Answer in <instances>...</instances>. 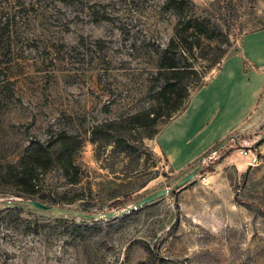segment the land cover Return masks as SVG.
I'll list each match as a JSON object with an SVG mask.
<instances>
[{
  "label": "rangeland",
  "instance_id": "374dc122",
  "mask_svg": "<svg viewBox=\"0 0 264 264\" xmlns=\"http://www.w3.org/2000/svg\"><path fill=\"white\" fill-rule=\"evenodd\" d=\"M192 1L229 29L232 47L245 32L264 27V0ZM162 4L0 0V162L18 160L31 139L47 141L64 130L81 142L79 181L69 183L53 170L35 196L87 213H117L86 220L0 209V264H264V97L255 126L232 134L245 138L242 144L256 159L238 175L226 170L234 205L224 201L210 216L192 209L195 197L205 201L203 179L222 147L204 154L203 168L181 187L121 213L171 188L201 162L174 171L154 149L155 136L140 144L138 132L125 133L136 151L124 153L91 134L97 124L152 105L154 48L166 45L175 24ZM12 190L0 186V199L15 197Z\"/></svg>",
  "mask_w": 264,
  "mask_h": 264
},
{
  "label": "trees",
  "instance_id": "16d2710c",
  "mask_svg": "<svg viewBox=\"0 0 264 264\" xmlns=\"http://www.w3.org/2000/svg\"><path fill=\"white\" fill-rule=\"evenodd\" d=\"M162 9L171 12L175 24L166 45L154 48L155 70L148 94L152 105L92 128L93 137H102L120 152L136 151L125 133L138 132L137 139L142 144L143 138H153L159 132L160 123L180 114L192 92L204 85L207 74L233 48L229 29L209 14L198 12L192 0H163ZM104 19L109 18L104 16ZM80 145L77 136L64 130L47 141L31 139L18 160L0 162V186L12 187L9 193L15 197L44 202L35 195L49 172L59 170L67 182L79 181L82 168L76 156Z\"/></svg>",
  "mask_w": 264,
  "mask_h": 264
},
{
  "label": "crops",
  "instance_id": "0c3cea01",
  "mask_svg": "<svg viewBox=\"0 0 264 264\" xmlns=\"http://www.w3.org/2000/svg\"><path fill=\"white\" fill-rule=\"evenodd\" d=\"M263 95L264 27L242 34L219 67L208 73L204 85L192 93L186 108L155 135L154 149L174 171L182 170L226 137L251 130L259 119L256 113ZM184 113L186 116L179 118ZM236 139L240 145L228 140L213 170L204 177L203 186L207 187L201 195L205 201L200 196L193 199L192 209L199 215H215L224 201L234 205L226 170L231 168L238 175L256 160L251 149L242 144L245 138Z\"/></svg>",
  "mask_w": 264,
  "mask_h": 264
},
{
  "label": "water",
  "instance_id": "95a60500",
  "mask_svg": "<svg viewBox=\"0 0 264 264\" xmlns=\"http://www.w3.org/2000/svg\"><path fill=\"white\" fill-rule=\"evenodd\" d=\"M230 139H232L235 142V144L240 145L238 140L235 138V136L230 135L226 137L225 139L221 140L220 142H218L214 147L211 148L210 152H208L207 154L218 151L220 148L224 147L227 141ZM262 139H264V134L260 136L259 141H261ZM200 161L201 162L195 168H193L187 174L182 176L176 182V184H174L171 188H163L154 193H151L148 196H145L141 198L140 200H138L137 202L133 203L132 205L126 206L125 208L122 209L121 213L124 214V213L132 212L133 210L143 207L144 205L151 203L155 199L164 196L165 194L171 192L172 190L181 187L182 185L187 183L190 179H192L203 168L202 159H200ZM0 209H3V210H7V209L33 210V209H36V210H40V211L53 214L58 217L81 218V219H86V220L97 219L101 217L111 218V217L116 216L117 214L116 212H113V211L87 213V212H83L77 209L66 208V207L53 205V204H47L37 199H24V198H19V197L0 199Z\"/></svg>",
  "mask_w": 264,
  "mask_h": 264
},
{
  "label": "built area",
  "instance_id": "2783aa9c",
  "mask_svg": "<svg viewBox=\"0 0 264 264\" xmlns=\"http://www.w3.org/2000/svg\"><path fill=\"white\" fill-rule=\"evenodd\" d=\"M241 150H242L243 153H246V152H247V151H245V150H243V149H241ZM214 153H215V152H214ZM214 153L207 154V155H205L204 157H211V155L214 154ZM204 157H203V158H204ZM254 160H255V158H254ZM202 162H203V159H202Z\"/></svg>",
  "mask_w": 264,
  "mask_h": 264
}]
</instances>
